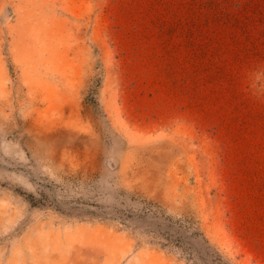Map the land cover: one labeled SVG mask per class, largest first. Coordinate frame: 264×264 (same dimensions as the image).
<instances>
[{
  "label": "rangeland",
  "instance_id": "1",
  "mask_svg": "<svg viewBox=\"0 0 264 264\" xmlns=\"http://www.w3.org/2000/svg\"><path fill=\"white\" fill-rule=\"evenodd\" d=\"M0 264H264V0H0Z\"/></svg>",
  "mask_w": 264,
  "mask_h": 264
}]
</instances>
